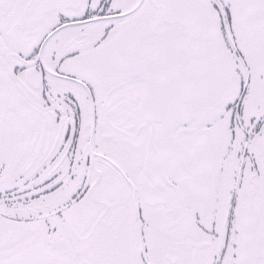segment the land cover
I'll return each instance as SVG.
<instances>
[{"label":"snow or ice","instance_id":"obj_1","mask_svg":"<svg viewBox=\"0 0 264 264\" xmlns=\"http://www.w3.org/2000/svg\"><path fill=\"white\" fill-rule=\"evenodd\" d=\"M0 264H264V0H0Z\"/></svg>","mask_w":264,"mask_h":264}]
</instances>
